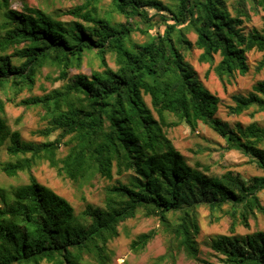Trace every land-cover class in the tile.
Here are the masks:
<instances>
[{"label":"trees","instance_id":"obj_1","mask_svg":"<svg viewBox=\"0 0 264 264\" xmlns=\"http://www.w3.org/2000/svg\"><path fill=\"white\" fill-rule=\"evenodd\" d=\"M74 1L66 13L75 20L65 22L25 0L20 10L0 0V153L6 147L13 157L0 171L28 173L26 183L10 190L0 181V264H110L109 241L139 212L156 217L169 236L159 260L174 258L173 247L196 256L201 207L210 222L229 221L230 233L211 241L224 264H264V231L237 233L264 212V125L223 120L222 98L187 58L201 50L200 62L224 85L247 74L252 50L263 52L257 68L264 69V14L260 29L246 31L251 14L264 12V0H109L107 10L104 0ZM134 32L146 39L133 40ZM95 60L99 69L71 74ZM42 79L62 83L47 89ZM38 82L43 93L33 94ZM23 91L30 95L16 101ZM234 101L231 114L264 111V79ZM9 102L38 110L41 140L12 129ZM180 123L192 133L209 126L225 149L241 151L262 173L245 180L234 170L215 175L201 162L191 165L165 130ZM41 160L79 188L112 181L103 205L86 203L76 212L33 174ZM157 233H139L131 249L143 251Z\"/></svg>","mask_w":264,"mask_h":264},{"label":"rangeland","instance_id":"obj_2","mask_svg":"<svg viewBox=\"0 0 264 264\" xmlns=\"http://www.w3.org/2000/svg\"><path fill=\"white\" fill-rule=\"evenodd\" d=\"M31 6L40 7L54 15L60 16L65 22L75 20V18L66 13V11L75 5L74 0H25ZM167 1V0H165ZM109 0H104L102 8L109 9ZM12 6L16 9L23 7L22 0H12ZM151 11H153L151 9ZM264 12L251 14V20L246 23V31L253 28L260 29L263 25ZM189 36L192 40L196 38L194 32H190ZM132 38L135 41L142 42L146 39L145 35L140 32H134ZM201 50L193 49L187 55L188 61L194 66L198 72V76L202 83L211 91L217 93L222 98V103L219 109V116L227 121L230 125L238 123L246 125L252 121H257L264 125V111L254 112L252 109L246 112L235 115L229 111V105L235 103V95L247 94L253 89V85L264 79V69L258 70L257 65L263 56V52L252 50L248 53L250 69L245 75L238 74L235 79L228 82L226 85L217 77L215 72L211 70L210 64L200 62L199 55ZM110 66L115 68L114 59L108 56ZM219 60V57H217ZM99 69V62L95 60L93 63H84L81 69L73 68L71 74L84 72L90 74L91 69ZM48 68L45 70L47 71ZM209 71V72H208ZM41 81H44L43 79ZM40 81V82H41ZM37 83L33 94L43 93L42 87ZM47 89L58 87L62 81L51 83L50 81L43 82ZM30 93L23 91L16 97L19 101L23 97L29 96ZM21 117V119H19ZM6 118L12 129H17L21 132L25 140H41L42 137L35 134L36 129L40 127V115L36 109H24L23 106H18L14 103L6 105ZM174 117H169V120H174ZM167 135L172 139L176 148L186 157L187 161L195 166L197 162L210 167L211 173L221 175L227 170H234L241 177L248 180L249 177L261 174L262 171L254 163L248 161V157L241 151L233 149H225V140L218 135L213 129L205 124H200L198 131L192 133L189 126L185 123L165 127ZM55 135H51L53 139ZM4 147L0 153V164L12 160ZM33 174L38 181L43 185L53 189L57 193L66 197L74 206L76 212H80L86 206V203L93 205H103L104 187L107 183L112 182L106 179H95L90 184H86L79 188L71 180L59 175L57 170L49 165L46 160L38 161L32 168ZM119 177L115 175V178ZM0 181L4 187L10 190L28 181V173L19 172L17 176L9 177L3 171H0ZM261 198L264 204V191L261 193ZM199 224L200 233L196 236L198 252L196 256L189 254L185 250L172 248L174 258L167 257L165 260L158 258L169 251V236L165 234L156 217L146 216L139 212L134 218L128 219L120 226V235L109 241V248L112 252V260L110 264H124L126 261L134 264H224L223 255L215 251L211 247L213 238L220 234L229 232V221L227 218H222L217 222H210L209 210L206 207L199 209ZM153 228L158 230L156 236L147 244L145 249L139 253L131 249V240L142 232H147ZM256 230L264 231V212H258L256 219H250L249 227L240 225L237 228L239 235L253 233Z\"/></svg>","mask_w":264,"mask_h":264}]
</instances>
